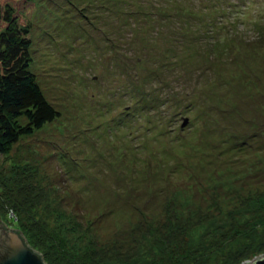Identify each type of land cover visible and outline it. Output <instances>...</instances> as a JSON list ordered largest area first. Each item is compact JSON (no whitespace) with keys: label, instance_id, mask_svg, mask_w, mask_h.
<instances>
[{"label":"rangeland","instance_id":"rangeland-1","mask_svg":"<svg viewBox=\"0 0 264 264\" xmlns=\"http://www.w3.org/2000/svg\"><path fill=\"white\" fill-rule=\"evenodd\" d=\"M178 2L37 0L31 69L60 114L0 153L3 221L15 204L83 250L129 248L169 211L202 227L261 211L264 0L223 21L215 54L181 17L134 14Z\"/></svg>","mask_w":264,"mask_h":264},{"label":"trees","instance_id":"trees-1","mask_svg":"<svg viewBox=\"0 0 264 264\" xmlns=\"http://www.w3.org/2000/svg\"><path fill=\"white\" fill-rule=\"evenodd\" d=\"M177 1L174 10L153 3L150 10H137L134 14L158 19L181 17L186 26L184 43L197 42L201 47L208 43L215 54L220 42H216V37L224 36L223 21L232 22L229 18L245 15L252 0ZM34 4L37 5V0H0V153L6 152L22 135L32 133L60 114L31 69ZM193 26L198 28L193 30ZM3 180L0 177V182ZM10 208L8 218L15 229L40 250L48 264H242L264 254L263 200L261 211H232L217 226L216 220L210 222L213 226L202 227V222L191 224L178 211H169L171 214L155 228L143 229L141 233L139 230L135 244L129 248L103 245L94 239L83 250L71 248L42 222L26 229L16 205L11 204Z\"/></svg>","mask_w":264,"mask_h":264},{"label":"water","instance_id":"water-1","mask_svg":"<svg viewBox=\"0 0 264 264\" xmlns=\"http://www.w3.org/2000/svg\"><path fill=\"white\" fill-rule=\"evenodd\" d=\"M0 264L48 263L43 254L28 242L21 231L8 227L7 223L0 218ZM243 264H264V254L247 259Z\"/></svg>","mask_w":264,"mask_h":264}]
</instances>
